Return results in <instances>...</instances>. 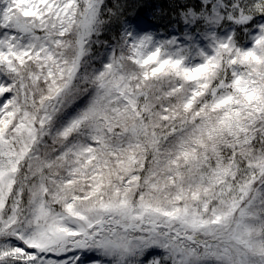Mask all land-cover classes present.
Masks as SVG:
<instances>
[{
	"label": "snow or ice",
	"instance_id": "obj_1",
	"mask_svg": "<svg viewBox=\"0 0 264 264\" xmlns=\"http://www.w3.org/2000/svg\"><path fill=\"white\" fill-rule=\"evenodd\" d=\"M0 264H264V0H0Z\"/></svg>",
	"mask_w": 264,
	"mask_h": 264
},
{
	"label": "trees",
	"instance_id": "obj_2",
	"mask_svg": "<svg viewBox=\"0 0 264 264\" xmlns=\"http://www.w3.org/2000/svg\"><path fill=\"white\" fill-rule=\"evenodd\" d=\"M149 3H163L164 0H148ZM149 11V9L147 8H144V9H141V14H147Z\"/></svg>",
	"mask_w": 264,
	"mask_h": 264
}]
</instances>
